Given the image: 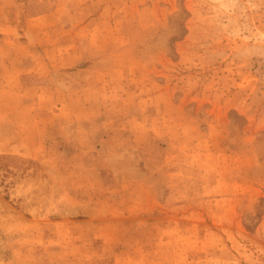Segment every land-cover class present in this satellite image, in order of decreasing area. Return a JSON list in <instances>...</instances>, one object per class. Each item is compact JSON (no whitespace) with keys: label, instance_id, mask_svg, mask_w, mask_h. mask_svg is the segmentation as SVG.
Returning a JSON list of instances; mask_svg holds the SVG:
<instances>
[{"label":"rangeland","instance_id":"rangeland-1","mask_svg":"<svg viewBox=\"0 0 264 264\" xmlns=\"http://www.w3.org/2000/svg\"><path fill=\"white\" fill-rule=\"evenodd\" d=\"M0 264H264V0H0Z\"/></svg>","mask_w":264,"mask_h":264}]
</instances>
